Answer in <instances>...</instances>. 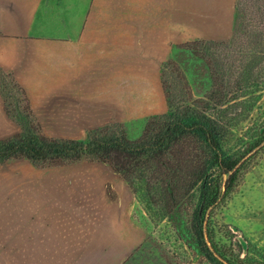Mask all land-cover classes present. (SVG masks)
<instances>
[{"label": "crops", "instance_id": "obj_1", "mask_svg": "<svg viewBox=\"0 0 264 264\" xmlns=\"http://www.w3.org/2000/svg\"><path fill=\"white\" fill-rule=\"evenodd\" d=\"M208 6L201 0H0V68L23 87L39 125L52 126L56 139L73 140L84 129L140 121L164 110L161 66L178 46L231 37L233 1L226 19L219 3ZM17 133L0 95V140ZM75 182L71 167L39 170L25 159L0 165V223L5 224L0 236L37 213L43 225L63 229L53 236L42 222L34 231L14 228L9 241L0 244L12 247V255L0 254V264H63L71 240L77 244L80 238L84 250L102 246L111 256L142 243L143 233L130 218L135 198L119 180L112 184L113 200L104 198L97 177L88 191L102 199L83 203L89 210L98 207L99 215H110L109 226L102 223L95 230L87 229L86 219L72 223L78 212L73 206L77 195L72 198Z\"/></svg>", "mask_w": 264, "mask_h": 264}, {"label": "trees", "instance_id": "obj_2", "mask_svg": "<svg viewBox=\"0 0 264 264\" xmlns=\"http://www.w3.org/2000/svg\"><path fill=\"white\" fill-rule=\"evenodd\" d=\"M234 10L236 27L229 40L182 44L191 46L193 54L196 50L219 52L207 54L212 83L209 94L193 99L174 63L163 64L161 85L168 110L149 117L134 141L124 132L89 135L86 142L46 137L25 90L11 73L0 68L4 110L19 128L16 135L0 140V165L23 159L36 168L81 160L106 163L126 182L150 222H181L209 263L264 264L263 252L246 240L232 239V234L226 237L214 221L217 209L264 148V117L255 125L241 128L259 100L257 91H248L255 87L249 77L257 66L264 65V0H236ZM233 53L245 54L255 64L248 69V77L238 74L234 81L237 90L231 92L232 68L237 61L229 62ZM219 55L223 70L217 65ZM208 60L215 61L217 67L212 68ZM170 66L175 68L174 85H181L182 90L167 87L163 73ZM216 68L223 71L221 77ZM257 84L264 89V76Z\"/></svg>", "mask_w": 264, "mask_h": 264}, {"label": "rangeland", "instance_id": "obj_3", "mask_svg": "<svg viewBox=\"0 0 264 264\" xmlns=\"http://www.w3.org/2000/svg\"><path fill=\"white\" fill-rule=\"evenodd\" d=\"M206 3V7L208 8L209 4L214 1V3H219V9L222 11V15L224 18H228L230 11L232 12L230 6L231 2L233 1V6L236 0H201ZM232 14V13H231ZM234 18H235V26L236 27V12L234 10ZM234 31V30H233ZM233 34V33H232ZM232 36V35H231ZM231 38V37H230ZM229 38V39H230ZM227 39V40H229ZM221 40V41H227ZM213 41V40H210ZM188 46L186 48L185 45H180L175 50L174 56L167 62H172L175 65V68L183 75L185 80V88L187 91L190 92L193 99H204L206 97L211 88L212 83L209 76V68L207 54L215 53L218 54L215 50H211L208 53L205 51L196 50V53L193 54L189 51ZM237 50V49H236ZM202 52V54H201ZM204 55V57H202ZM232 60L229 61L232 63L233 60L235 61V67L232 68L234 73L232 74L231 78V92L237 90L234 81L238 78L239 75H243V77H248V73L250 74L249 70L254 65V61L249 58V56L236 55L235 53L232 54ZM240 56V57H239ZM217 58V65L222 68V58ZM222 59V60H221ZM209 61V60H208ZM219 61V62H218ZM166 62V63H167ZM224 62V61H223ZM234 62V61H233ZM251 63V64H249ZM165 64V63H164ZM209 65L213 68L217 67L215 61H209ZM230 65V64H229ZM227 65V66H229ZM174 67L170 66L168 69L164 71V80L166 81L167 87H170L171 90H182L183 87L175 86L174 85ZM226 68V67H225ZM264 68L263 63L257 66L255 72L251 74L250 82L255 84L254 88H251L248 92L257 91V95H259V100L255 106V110L251 114V117L248 119L247 122L241 124V128L245 129L250 127L251 125H255V123H259L261 119L264 117V89H262L261 84H257L263 79L264 74L262 75L261 69ZM249 69V70H248ZM215 70V69H214ZM218 73V77H221V73L223 72L219 68H216ZM213 71V70H212ZM229 75V73H228ZM163 90V89H162ZM240 93V91H239ZM162 94L163 106L164 110L157 115H161L166 113L168 110V106L166 103L165 98ZM236 94V93H232ZM230 94V96L232 95ZM145 114V113H143ZM151 115L142 117L140 121H127L126 124L121 123H110L103 127L99 128H90L84 129L82 134L73 135L76 138L73 140L86 142L90 136L101 137L104 135H109L112 132L120 133L124 132L127 139L134 141L136 140L145 125L146 120L149 117L157 116ZM35 117V116H34ZM37 120V119H36ZM38 122V121H37ZM39 124V123H38ZM40 129L43 135L46 137L54 138V128L52 126H44L41 125ZM19 129V128H18ZM56 139V138H55ZM70 139V138H69ZM11 161H19V160H11ZM9 162V161H8ZM7 163V162H6ZM4 165V164H3ZM35 167V166H34ZM56 167H71L75 169L77 175V189L72 190V198L76 194V203H74V208H77L75 214L76 216L72 217V223H74L75 219H86L87 221H83L87 223V229L94 228L100 229L102 223L105 226H109L111 224V216L107 215H99V211L97 210L98 207L91 208L90 210L84 206L83 203L88 202L94 204L95 199H102L101 196H96L95 191H88V186L90 182H95L96 178H100L102 182L101 191L103 190L104 198L115 199L116 195L113 190V182L119 180L128 187L126 182L119 177L108 164L98 162V161H88V160H81L71 164H52L51 166L43 167V168H36L39 170L49 169V168H56ZM63 178V177H62ZM112 180V183H110ZM65 181V179L63 180ZM110 181V182H109ZM75 182V183H77ZM73 184V183H72ZM129 189V187H128ZM131 191V190H130ZM132 192V191H131ZM4 193V191H3ZM133 194V193H132ZM134 196V195H133ZM135 198V197H134ZM76 204V205H75ZM89 210L88 213L82 214L83 211ZM60 214H58L59 216ZM34 218H28L26 221H21L17 224H12L13 230L7 232V235L11 234L17 228L23 229L25 232L28 230H38L39 223L42 222L41 227H43L46 232H51L52 229L53 236H56L58 233L63 232V229L59 226L52 224L50 226L49 223L47 225H43L44 219L43 217H38L34 215ZM69 215H65L64 217H68ZM32 217V216H30ZM101 217H105V219L101 222ZM131 221L135 228L142 231L144 240L141 244L137 245L135 248L128 250L129 252L125 253L122 256H111L109 255V248H102V246L93 247L88 250H84V238H80V241L75 244L74 240H71L70 237L75 235V232H72V235L69 236L68 239H65L67 244L70 243L71 246L69 247L73 255L67 254L62 255L63 264H211L209 263L196 249L194 246L193 240L186 230V227L181 224V222H171L165 221L163 223L155 225L149 221L147 216L143 213V210L139 207L135 200V205L130 214ZM41 220V221H39ZM214 221L216 223L217 228L221 232L224 233L226 237L232 234V239L234 237L237 240H246L252 243L256 248H258L261 252L264 253V148L259 152L256 157L253 159L252 164L250 165L249 169L243 174L241 181L239 182L235 191L229 196L226 200L225 204L222 205L214 215ZM64 225V224H63ZM66 228L69 230L70 227H67V223H65ZM15 228V229H14ZM65 228V230H66ZM5 224L0 223V234L4 233ZM20 230V231H21ZM48 230V231H47ZM9 233V234H8ZM87 235L91 236L92 234L89 232L86 233ZM94 234H97L95 232ZM5 237V234L0 236V244L9 241ZM12 235V234H11ZM69 235V233L64 234V237ZM103 239V238H102ZM106 239V238H105ZM0 254H4L3 257L6 255H12V247L2 246ZM22 248H15L17 252H19ZM92 251V252H91ZM78 252H91L89 254H79ZM76 253V254H75ZM5 256V257H6ZM15 256V255H14ZM12 256V258L14 257ZM1 257V256H0ZM76 259V260H75ZM75 260V261H74ZM11 261V260H10Z\"/></svg>", "mask_w": 264, "mask_h": 264}]
</instances>
